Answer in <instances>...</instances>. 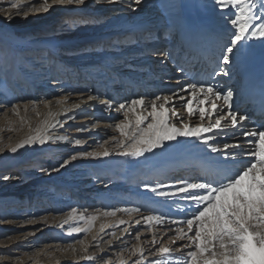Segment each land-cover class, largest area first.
Segmentation results:
<instances>
[{"label":"rangeland","instance_id":"1","mask_svg":"<svg viewBox=\"0 0 264 264\" xmlns=\"http://www.w3.org/2000/svg\"><path fill=\"white\" fill-rule=\"evenodd\" d=\"M193 1L194 4L191 7L185 5V1L180 0L174 6L176 9L170 10L168 14L171 17L170 19L178 17L177 28L184 24L190 14H198L206 24L212 23L213 18H215L214 13L209 17H202L206 14L209 15L208 11L202 7L203 0ZM126 2L127 0H124L123 4L111 5L112 8H110L108 4L104 3V0H88L85 6L79 8L72 6L56 7L48 13L30 15L27 19L15 16L11 22H8L4 20V16L0 17V146H5L4 151L0 152V164L3 162L9 163V161L12 164L11 160L16 157H18L16 160L19 161L16 165H10L12 168L0 167V256L10 257L6 261L0 260V264H15L17 257L20 258L22 264H57V261L60 264H74L73 256L64 249L69 243H74L75 239L90 241L91 234L87 238L84 234L69 237L66 235L68 225H64L63 228L58 226L65 214L73 207L79 210L87 209L88 214H92L97 209L106 210L139 206L142 210L149 209L157 213L168 214L173 218H181L175 205H172L170 210V202H166L150 191L145 190L144 185L174 184L178 178L203 179L205 177L199 175L198 171H192V169H195L193 167L198 164L196 161L206 165L210 162L209 164L212 165V163L216 164L217 161L223 159L218 154L210 153L200 143H198L199 145L196 144L195 140H192L193 138H179L177 142H171L165 149H157L154 153L145 154L144 157L126 158L113 152L110 156L103 158H78L58 172L52 171L53 167H59V163H62L63 159H67L70 155L76 154L78 151L98 150V143H103L111 136H118V133L111 127H108L110 132L100 135L96 133L94 135L85 134V131L77 132L76 128L83 125L80 122L85 120L84 117L72 121L67 127L63 126L62 131L54 132L55 135H67L69 141L53 140L44 145H26L18 149L16 153H12L6 147L7 145L15 146L29 134H34L35 128L46 118L48 109L40 101H54L55 98L61 96L77 95L78 92L83 90L87 92L89 89L93 91L95 87L100 88L105 82L98 80L100 84H96L95 80L97 79L95 77L103 74V72L106 73V76L109 74L111 76L115 75L118 72V67L125 68L128 72L135 70L137 73L147 72L149 65L152 66V70L155 68V63L148 64L149 61H153L149 57L169 49V45L163 42L164 34L159 35V32L152 34L149 32V37L159 36L158 40L162 46L157 50L150 49L143 53L132 50L131 53L121 54L120 58L115 55L112 56L111 47L122 44L118 42L119 39H116L114 33L111 37L106 31L116 30V27H120L125 21L134 25L130 32L138 28L137 24L133 23L135 21L134 12L128 8ZM8 4L9 0H0V7L7 8ZM73 21L75 24L69 27V24ZM166 30H169V28H166ZM172 38L170 39L172 40ZM46 41L55 42L58 45V54L66 61L51 57L47 50L48 45L45 44ZM137 42L132 40L130 46L138 48ZM259 42V40L250 42L252 48L249 58H254L256 53L264 55V43L258 49ZM93 52L97 55L107 54L106 60L96 57V62L101 63V60L105 62L104 67L110 64V60H115L116 63L120 64L116 67L111 66L110 70L98 66L93 73L89 69H83L81 78L86 81L78 80V72L74 75L70 72V69H78L79 67H73L71 64H66V62L82 63L85 60H90V58L79 59ZM175 52V54H171L170 60L179 59L178 51ZM130 64L136 65L133 67ZM169 64L174 65L171 72L179 70L177 64L166 61L163 66H156L158 70H155V72L158 73L160 69L168 68L166 65ZM185 64L188 67L182 77L178 78L174 74L172 76L164 74L158 79H153L154 77L151 76L147 80L150 83L146 85L147 87H142L140 84L138 88H134V86L127 87L125 90L114 88L110 91L112 100L120 103L138 96L151 99L155 95H165L178 91L180 87L191 83L187 82V79H190L191 74L199 67V63H196V61H186ZM95 65H98V63ZM207 79L208 77L205 80L207 81ZM34 80H36V84L33 86L36 89H33L31 84ZM211 83L224 91L229 88L234 90V100L236 99L234 108L238 109L237 107H239L241 109L246 106L247 102L245 101L239 100V103H237L239 89L236 90L235 87L230 85L233 82H230V86H228L224 80H217L214 77ZM37 91L47 92L48 95ZM105 96L106 93L102 92L99 98L107 99ZM33 100L37 102L35 109L40 113V116L36 115V111L32 110L31 105L27 112L23 110V105ZM13 103L21 105L20 117H23L26 123H21L20 117L13 115L10 111L5 112V109H10ZM181 103H177V106L179 107ZM53 105L51 111L57 113L58 106L55 103ZM91 111L98 116L94 123L99 125H114L119 119L123 118L122 114L118 113V116H115L116 114H113L115 113L114 110H106L103 105L92 106L90 113ZM110 114H113V118L109 117ZM262 118V115L257 117L252 124L248 125V128L254 127L256 121L258 122ZM67 122L61 120V123ZM70 125L72 126L70 127ZM75 138L83 139L86 143L76 146L71 142ZM88 139L92 142L88 143ZM237 139L239 138H233L227 143H233ZM58 144L62 147L57 149L58 154L54 156V149L58 147ZM222 144L220 143V146ZM107 147L111 149L112 145L109 144ZM44 149L47 150L41 152ZM188 159L192 163H189ZM180 163L189 167L190 171L187 174L179 172L175 176H171L170 169ZM165 164L166 167H164ZM108 167L115 168L114 172L117 175H110L107 170ZM155 167H162L163 170H168V172L155 178V175H153ZM42 169L48 171H42ZM3 176L14 178L4 180ZM177 203L183 205L184 202L177 201ZM144 214L148 213L145 212ZM42 217H48L47 224L41 222ZM139 218V216L130 218L124 213H118L115 218L110 219L134 221ZM29 220H34L35 223H28ZM6 221L12 222L7 223ZM100 223V220L96 222L93 233L98 230ZM120 227H128V225H121ZM136 227L131 234H124L120 240L114 241L113 247L108 248L106 253L101 255H104L105 258L115 259L113 253L125 247V242H127L128 247L136 243L133 239L135 232L137 230L142 233L147 232L143 222ZM105 231H115L117 236H121L119 228H108ZM29 233L33 234L29 235ZM101 235L104 240L110 238L104 233H101ZM160 235L161 233L157 232V236ZM169 235H174V233H169ZM150 239L151 237H148L147 240ZM163 239L166 240L167 237L165 236ZM180 243L183 242L178 241L177 246ZM77 247L79 248L78 245ZM102 247L106 246L102 244ZM89 251L94 253L96 249L91 248ZM124 255L126 257L127 253ZM176 255L178 256L180 253H176ZM149 259L153 258L149 257ZM79 264H87V262L81 260ZM93 264H102V261L93 262Z\"/></svg>","mask_w":264,"mask_h":264},{"label":"snow or ice","instance_id":"2","mask_svg":"<svg viewBox=\"0 0 264 264\" xmlns=\"http://www.w3.org/2000/svg\"><path fill=\"white\" fill-rule=\"evenodd\" d=\"M87 2L9 0L7 8L0 7V13H4L5 21L11 22L15 16L27 19L30 15L48 13L56 7L79 8ZM145 2L129 0L127 6L135 12ZM104 3L118 5L123 0H104ZM213 7L219 9L223 24L210 78L230 76L233 66L251 55V41L264 43V0H213ZM74 24L73 21L69 27ZM68 99V96H61L54 101H40L48 109L46 118L35 128L34 134H29L15 146L7 145L8 150L16 153L26 145H44L53 140L69 141L67 135L54 134L58 127H63V123L55 119L60 113L51 111L55 103L63 112H67L63 105ZM89 101H97L106 110L122 114L123 118L114 125H106L113 128L118 136L98 143V150L78 151L70 155L52 171L58 172L78 158H103L113 152L126 158L144 157L157 149H165L179 138H193L210 153L218 154L223 159L217 161L212 173L203 179L178 178L174 184L144 185L145 190L170 202V210L175 205L181 218L149 209L142 210L139 206L97 209L92 214H88L87 209L70 208L58 226L63 228L68 225L66 235L69 237L84 234L87 238L91 234L90 241L75 239L64 249L71 253L74 264H79L81 260L87 264L97 261H102V264H264V124L246 127L251 117L234 108L232 88L224 91L213 83L197 81L185 84L178 91L155 95L151 99L138 96L116 103L112 99L88 95L86 100L73 103L71 107L79 109L81 104ZM176 101L182 102L179 107ZM36 103L34 100L25 103L23 110L27 112L31 105L32 110L36 111ZM8 111L20 117L21 105L13 103L10 109H5L6 113ZM36 115L40 116V113L36 111ZM193 118H197L196 123L191 122ZM20 119L21 123H26L23 117ZM97 126L94 124L92 127ZM86 130L82 126L76 128L77 132ZM228 130H231L233 137L242 139L220 146L218 138ZM71 142L76 146L86 143L79 138ZM109 144L112 145L111 149L107 147ZM4 147L0 146V152L4 151ZM10 178L14 177L3 176L4 180ZM177 201L184 203L180 205ZM118 213L140 218L134 221L110 219ZM98 220L101 223L93 233ZM41 222L47 224L48 217H42ZM142 222L145 230L151 233L150 240L142 241L143 233L137 230L133 237L136 243L128 247L125 242V247L113 253L115 259L101 255L113 247L114 241L120 240L124 234H131ZM28 223L35 221L29 220ZM121 225L128 227L121 228ZM108 228H119L121 236H117L115 231L106 232ZM157 232L161 233L159 237ZM101 233L110 238L104 240ZM165 236L166 240L163 239ZM178 241L183 243L177 246ZM102 244L106 247H102ZM91 248H95L96 252L90 253ZM9 259L8 256H0V260ZM15 264H22L20 258H16ZM57 264L60 262L57 261Z\"/></svg>","mask_w":264,"mask_h":264},{"label":"bare ground","instance_id":"3","mask_svg":"<svg viewBox=\"0 0 264 264\" xmlns=\"http://www.w3.org/2000/svg\"><path fill=\"white\" fill-rule=\"evenodd\" d=\"M179 1L180 0H146V2L141 5L142 8L140 9L141 7L140 6L139 9L134 12L135 21L133 23H136L138 28L130 32V29L134 25L132 23L128 24L127 21H125V23H123L120 27L117 26L116 30L106 31L111 37H113V33H114L116 39L117 38L119 39L118 42L122 44L119 46L116 45V46L111 47V51L113 53L112 56L115 55L118 58H120L121 54H124L125 52L131 53L132 50H137L139 53H143L144 51L150 50V49L157 50V48H160L162 46L158 40L159 36L149 37V32L151 34L157 33V32H159V35L164 34L163 37L165 38L163 39V42L169 45V49H167V51L160 52L156 54L155 56L149 57L150 59H153V61L152 62L149 61L148 64L152 65L155 63L156 66H163L164 62L171 61L173 64L178 65L179 70L171 72V69L174 68V65L169 64V65H166V67L168 68H162L157 73L155 72V70H158L156 66H154L155 68L152 70L151 69L152 66L149 65V68H148L149 70H147V72L137 73L135 70H133L132 72H128L125 68L121 69V67L117 66L118 72L116 71L117 73L115 75L113 74L111 76L109 74L106 76V73L103 72V74L99 75L98 77H95V79H97L95 80L96 84H100L98 80H103L105 82V84L101 86L100 88L95 87L93 91L89 89L87 90V92L86 90H83L81 92H78L77 95H74V94L67 95L69 99L67 103L63 105V108H67L68 111L63 112L61 107L58 106L57 113H60V114L57 115L55 119L59 121L61 120L68 121L67 123H63V126L67 127L69 126L68 124H70L72 121L80 117H84L85 120L80 123L83 124L82 127L87 129L85 131V134H89V135H94V133H96L97 135H100L103 133L106 134L110 132V129L106 127V125H103V124L99 125V124L94 123V120H96L98 116L96 114L94 115L93 111H91L90 113L92 106L97 107L100 105L97 101H89L87 102V104H81L79 109H73L71 105L73 103H79L80 100H86L88 95L100 97V94H102V92L106 93L105 98L108 99V96H109L112 99V95L110 94V91L112 89L115 88V89L125 90L127 87H132V86H134V88L135 87L138 88L140 87L139 86L140 84L142 87H145L146 85L150 84L147 82V80L151 76L154 77L153 79H158L160 78V76L164 74L166 76H172L174 74L178 76V78L182 77V74L185 73L188 67V65L185 64L186 61L187 62L196 61V63H199L198 65L199 67H197V70L191 74L192 77L190 79H187V82H197V80L200 79L201 81L205 83H211L212 78L210 79V73H212V69L213 67H215V64L213 62V57L217 49L219 34H220L221 27L223 24L220 18V15H219V9H216L213 7V0H203L202 7H204L205 10L208 11L209 15L206 14V15H203L202 17L206 18L214 13L215 18H213L212 23L206 24L204 20L201 19L198 14H190L188 15L184 24L180 25V27L177 28L178 17H172V19H170L171 17L168 16V14L171 9H176V7L174 6ZM183 1H185V5L187 6L192 7V4H194L193 0H183ZM128 3H129V0H127L126 4ZM108 7L112 8L111 5H109ZM2 16H4V13L0 14V17ZM166 28H169V30H166ZM142 34L144 35L142 36ZM175 34L177 35L175 36ZM170 38H172V40ZM132 40L138 41L137 42L138 48H135L136 46L135 47L130 46V43L132 42ZM45 44L48 45L47 50L49 54L51 55V57H53L54 59H59V60L64 59V61H66L65 58H63L61 55L58 54V50H57L58 45L55 42L46 41ZM128 44L129 46H127ZM261 45H262V42L260 41L258 45V49H260L259 46ZM121 49H124V50H121ZM39 50H42V49H39ZM175 51H178L179 59L170 60V57H172L171 54L172 55L175 54L176 53ZM135 54H138V53H135ZM106 56H107L106 53H103V54L101 53L100 55H97L96 53L93 52V53H89V55H87L86 57L79 59V60H82L85 58L86 59L90 58V60H85L82 63H67L66 62V64H71L73 67H77V68L79 67L78 69H70V72L73 73L74 75H76L78 72L77 79L86 81L84 80V78H81V72L83 71V69H89V71H92L93 73L94 70L98 68V66L100 68H106V70H110L111 66L116 67V65L120 64V63H116L115 60H110L109 62L110 64L106 63L107 66L104 67L103 65L105 64V62L103 60H101V63L96 62L97 60L96 57H101L106 60ZM41 60H44V59H41ZM96 63H98V65H95ZM134 65L136 64H130V66H133V67ZM206 77H208L207 81L205 80ZM216 78L217 80H221V79L224 80L225 83L228 84V86L231 85L232 87H235L236 90L239 89V91L237 92V95H239L237 98V103H239V100L247 102L244 108L240 109L239 107H237L242 114L246 113L251 117L249 121L247 122L246 127L252 124L253 121H255L257 117H259L262 113H264V55L263 54L259 55L258 53H256L254 58L246 57L241 63L233 66L230 76L216 77ZM106 80L108 81L106 82ZM90 81L92 82V80ZM230 82H233V84L231 83L229 85ZM31 84L32 86L36 84V80H34ZM93 85L95 84L93 83ZM60 87L62 86L60 85ZM33 89H36V87L33 86ZM37 92L47 94V92H39V91ZM128 96H130V94ZM179 102L180 101H176V103H179ZM113 114H116L115 116H118V113L116 112ZM113 114H110L109 117L113 118ZM69 116L73 118L68 119ZM191 122L196 123L197 118H193ZM94 124L98 126L96 128H93L92 126ZM260 124H264V117L260 119V121L258 122L256 121L255 126L256 125L258 126ZM71 126L72 125H70V127ZM62 129L63 127L62 128L58 127L54 132H60L62 131ZM233 138L240 139V137L238 136L233 137L231 135V130H228L226 134H223L221 137L218 138L217 142L219 144L227 143V141ZM192 140H195V139H192ZM87 142L91 143L92 141L88 139ZM195 142L196 144L199 143V141H196V140ZM59 147H62V145L58 144V147L54 149L55 151L54 156L58 154L57 149H59ZM46 150L47 149H44L41 152H44ZM16 158L11 160V163L13 165H16L17 163H19V161H17ZM201 160L203 159L201 158ZM187 161L189 163H192L190 159H188ZM197 162L198 164L193 167L195 169H192V171L193 170L198 171L200 173L199 175H201L202 177H206L212 173L213 167L215 164L212 163V165H210L209 164L210 162H208L209 165L208 164L206 165L205 163L202 164L200 161H196V163ZM12 164H10V161L9 163L3 162L0 164V167L12 168L10 166ZM164 167H166V164L164 165ZM114 169L115 168H109V167L107 168V170L110 172L109 173L110 175H113V174L117 175V173L115 174ZM162 170H163L162 167H158V168L155 167L153 171V175H155V178L165 175L164 173L168 172V170H163V171ZM189 171H190L189 167H187L183 163H180L172 167L169 173L171 174V176H175V174H178L179 172L183 174L184 173L187 174V172ZM192 175H193V172H192ZM148 237H151V234H149L148 232H144L142 235V238L147 240Z\"/></svg>","mask_w":264,"mask_h":264}]
</instances>
